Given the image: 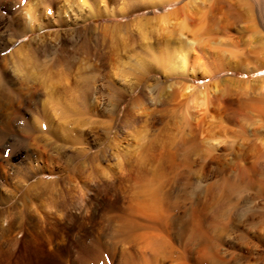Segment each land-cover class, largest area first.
<instances>
[{
    "label": "rangeland",
    "instance_id": "374dc122",
    "mask_svg": "<svg viewBox=\"0 0 264 264\" xmlns=\"http://www.w3.org/2000/svg\"><path fill=\"white\" fill-rule=\"evenodd\" d=\"M262 3L16 2L17 27L36 4L48 28L0 50L1 68L38 87L4 125L0 264H264V209L240 174L257 160L264 176V115L237 104L264 93ZM182 57L187 73L172 69ZM22 161L37 172L21 182ZM151 203L167 227L136 210ZM10 205L25 210L11 230Z\"/></svg>",
    "mask_w": 264,
    "mask_h": 264
},
{
    "label": "bare ground",
    "instance_id": "6f19581e",
    "mask_svg": "<svg viewBox=\"0 0 264 264\" xmlns=\"http://www.w3.org/2000/svg\"><path fill=\"white\" fill-rule=\"evenodd\" d=\"M9 1L10 0H0V6H2V4L4 5L5 2H9ZM10 2H13V4H10L9 6H7L5 10L11 14L12 19H11V17H8L7 15L0 14V50L6 48L8 46H14V41L12 40L13 38L17 39L19 37L26 36L30 32H33V31H36L39 29L43 30L44 28H48L47 23H43V24L41 23V24L36 26L32 22L33 18L35 17V13L37 12L36 11L37 7H35L36 4L34 6H33V4H31L33 7L31 6L26 12L28 14V16L30 17V21H29L30 23L29 22H28L29 24L26 23L24 26H22V28H21V26L17 27L16 23H18V21L16 19L17 18L16 16H18L20 14V9H18V7L15 5V3L20 2V0H11ZM261 6L263 9V17H264V0H263V3ZM185 19L188 20V19H191V17L186 15ZM185 19H183V21L181 22L182 28H184L186 26ZM25 21H27V20H25ZM261 21L263 22V19H261ZM8 36H10V38H7ZM31 41H32V39H29V42H31ZM25 44H26V42L22 43L19 46V48L16 49L15 51L22 48ZM5 59L6 58L4 57L0 60V91H2V93L6 92L8 98H10V100L3 101L2 99H0V115H2V117H0V149L4 146V144L6 142H8V138H9V134L6 131V128L4 125L9 124L10 121L19 117L21 111L23 110L22 106L20 104H22L23 102H24V104L29 102L31 99H33L38 94V87L33 85V84H30L28 82V80H26L27 78L24 79V78H19V76L11 75L7 71L8 69L5 70V69L1 68V64L3 63V61H5ZM186 64H187L186 58L182 57L179 67H173L172 69H175L176 71H181V72L187 73L189 71V69L187 68ZM263 73H264V71H263ZM253 80H254V82L255 81L259 82L255 88H260L261 83L264 84V75H262L261 73L259 75L256 74V76ZM249 81H250V79H246L245 83H247ZM208 85L209 84L205 82L204 85H202L203 91L199 92L200 96L202 97L203 100L205 99V97H209V98L214 97V96H211V97L208 96L211 93H209L208 91H204L206 88L208 89V87H209ZM210 88H212V87H210ZM185 89L189 90V91H193V90L197 89V87L193 83H189L186 85ZM232 102L233 101H231V100H223L220 108L223 111H228L229 116L234 117V113L237 111L234 109L233 110L231 109V106L233 105ZM29 104H30V102H29ZM237 104H238V107L240 110H243V109L255 110L258 114L264 115V93L261 96L252 97V98H249L248 100H245L243 102H239ZM229 110H231V112H229ZM245 116L247 118H249L252 115L249 116L246 114ZM8 145H9V143H8ZM14 153L16 156H18V155L20 156L21 152L17 151V153L16 152H14ZM14 153H13V155H14ZM256 161L257 160L250 161L246 167L242 166V170H241L240 174L242 176H245L248 179L246 181L248 182V189L251 191V192L249 191L250 195L249 194L248 195L250 197L249 196L248 197L250 199L252 198L253 200H255V202L253 201L252 204L256 203V200H258L256 203V207L258 206V208L264 209V203H262V201H261V199L264 198V196H263L264 194L262 195V190L264 188V178H263L264 176L263 177L262 176L257 177L256 164H258V163ZM5 166H7V165H5ZM36 172H37V170H36L35 166L27 163L26 161L18 162V164L13 166V168H12V173L15 176L14 178H19L21 180V182H22L23 178H28V177L34 176L36 174ZM1 173L2 172L0 169V174ZM256 185L259 186V189H256V191H252L253 189H255L254 187ZM260 202H261V204H260ZM23 204H24L23 207L25 208L26 203H23ZM254 205L255 204H253V206ZM253 206H252V208H249V209H253L255 207V206L254 207ZM10 207L13 208V210L3 217L8 223V229L11 230V226H13V224H16L20 218L22 219V215L24 214L25 210L23 208L21 210L17 209L16 205H10ZM157 209H158V207L154 203H151V204H141V205L139 204V206L137 207L136 210L141 212L143 214V217L145 216L146 218H150L148 220H150L151 226H153L157 229H163V228L167 227V221L165 218H163V216H161V215L157 214V212H155V210H157ZM0 214H2V212ZM254 218H255V214L252 215L251 219L253 220ZM1 225H3V224H1ZM4 229H6V228H4Z\"/></svg>",
    "mask_w": 264,
    "mask_h": 264
}]
</instances>
